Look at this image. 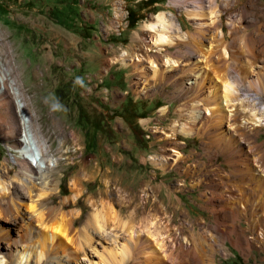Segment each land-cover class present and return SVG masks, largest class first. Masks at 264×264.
<instances>
[{"label": "rangeland", "instance_id": "obj_1", "mask_svg": "<svg viewBox=\"0 0 264 264\" xmlns=\"http://www.w3.org/2000/svg\"><path fill=\"white\" fill-rule=\"evenodd\" d=\"M205 4L206 21H216L202 33L198 19L175 0H0V59L21 92L32 124L47 140L50 155L44 161L51 168L57 165L55 170L46 169L45 163L39 167L28 154L39 187L25 197L19 211L36 232L0 213L2 264H15L24 245L31 264H115L121 254L127 255L123 264L159 263L160 254H164L162 264H264V216L259 215L264 211V187L254 185L264 182V175L256 170L264 169V123L255 126L248 120L253 109L264 117V0H217L215 5L207 0ZM160 12L172 23L166 31L155 18ZM162 33L167 38H160ZM187 36L207 49L210 61L201 62L204 82L181 92L178 82L166 73L156 78L154 68L167 59V50L185 58V46L170 45L169 40ZM196 58L200 56L191 59L193 67ZM188 67L180 60L178 80H188ZM239 77L244 80L242 89L233 100L236 104L225 107L223 118L212 108L214 113L206 112V126L190 134L174 132L188 120L184 106L199 100L202 108L206 103L214 107L225 94L222 79L235 82ZM6 83L0 93V182L7 186L3 197L11 199L24 188L17 173V160L24 157L19 151L22 141H16L27 125L20 115L23 107L8 96L15 94L8 87L10 79ZM230 127L244 140L239 139L241 147L238 142L234 146L231 137L230 142L217 140L220 134L227 136ZM190 166L200 171L183 176ZM216 172L226 184L211 185ZM106 174L111 188L120 189L126 198L130 191L139 190L162 208L154 210L149 202L132 221L125 219V226L116 223L115 210L126 216L130 208L121 207L113 194H100ZM247 174L253 179L244 193L252 192V206L258 209L228 221L232 224H227L228 236L223 240L214 226L223 227L224 220L218 222L212 210L216 206L207 198L218 190L227 192ZM32 201L55 206L59 213L47 214L41 223L27 208ZM101 203L110 214L105 231L89 219ZM171 203L177 209L167 208ZM52 230H64L62 239L45 242ZM209 233L215 234L216 243ZM202 244H207L206 258L199 255Z\"/></svg>", "mask_w": 264, "mask_h": 264}, {"label": "bare ground", "instance_id": "obj_2", "mask_svg": "<svg viewBox=\"0 0 264 264\" xmlns=\"http://www.w3.org/2000/svg\"><path fill=\"white\" fill-rule=\"evenodd\" d=\"M206 1L207 0H175V2H177L178 4H182L186 8L188 14L190 16H192V18L194 16V18H197L198 19V28H199V30L202 33L203 32H205V33L208 32L210 30L209 27H212L214 25L215 21H216V19L214 21H211V22L206 21V19H207L206 15H205V13H206L205 12V8H206V4L205 3H206ZM208 1L212 5H215L217 3V0H208ZM120 14H121V12H120ZM155 18L158 19V21L156 20L157 22H160L163 25V29L164 30L165 29H169L170 26L172 25L171 22H168V19H167V17H165V14L163 12H160L159 14H157V17H155ZM150 26L153 27L154 25L151 24ZM179 28L182 29V25H180ZM219 35L223 38L224 32H223L222 29H221V31H219ZM167 36H168V34L162 33L161 36H160V38L164 39V38H167ZM137 37L138 36H134L133 38L134 39H137ZM169 41H170V45H174L176 47L178 45H180V44H183L185 46V54L187 56L182 59V58L177 57V54H178L177 52L174 53L173 51L167 50L168 52L165 54V56L167 57V59L166 60L162 59V61L160 60V62L162 64H159V65H161V66L159 67L158 65H156L158 67L157 68H154V75H155V77L156 78H161V75L163 73L165 75V73H166V76L168 77V79L171 78V79H174V81L178 82L177 84H178V86L180 85L179 87L181 88V92H185V90L187 91L189 88L192 89L194 86H199V84H202L204 82L203 81L204 80V74H203V72L205 71V70L203 71L202 68H204L205 66H202L201 65V62H205L206 63L209 60L208 59L209 58V53H208L207 49L202 48V46H200V43L199 42H195V41L192 42V40L189 39V36H187L186 38H180V40H178V41L170 38ZM167 44H168V42H167ZM167 49H170V47L167 48ZM125 54H126V52H124L123 55H125ZM195 55L196 56L197 55L200 56V58H198V59L196 58V62H194L195 63V66L193 67L191 65V63L194 60L191 61V59L194 58ZM159 57H160V55L158 53H156L155 54V58H156L155 61H157V58H159ZM180 60L186 61V64H188V66H189L187 68L188 69V71H187V77L185 78V79H188V80H186L188 82H186L185 80H183V81L182 80H178V79H180L181 75L180 76L178 74L176 75V67H177V65H179ZM2 62L3 61H1V59H0V68L1 69H5V72L3 73V71H2V74H1V77H0V87H1L0 88V93L5 92L4 89L7 88V83H6V80L7 79H10V84H9L8 87H10L11 89L13 88L14 91H15V93H17L18 87L16 86V82L10 76H7L8 73L6 71V68L3 66V63ZM162 66H164L165 68L162 69L161 68ZM140 73H141V71H140ZM142 75H144V74H142ZM222 80H223V87L225 88L224 97H221L222 99L220 101H216L217 100L216 99L215 100L216 103L213 104L214 107H211V105H210L211 103H209V104L206 103V104H204L205 107L202 108V106H203V105L201 106L202 102L199 101V100H194L192 102V105L191 106H188V105L184 106V110L187 111L186 117H187L188 120L186 121V123H184V125L181 127V129H178V128L175 127L174 132L176 134L179 133V132H185L187 134H190L191 132L194 131L193 129H195V128L197 129L198 126H200V128L206 126L205 125V122L208 119L207 116L209 114L211 115L212 113L215 112L213 109H215V110L217 109L216 111L220 113L219 114L220 116H222V115H224V114H222V112L225 111V109H226L225 107L226 106L228 107L229 105L231 106V105H235L236 104L235 102L233 103V100H235L237 98V96L240 94V91H241L240 89H242V88L239 85H241V82H244V80H242V78H240V77L235 82L234 81H231V80L224 79V78ZM179 81H180V83H179ZM248 86H251V84L249 83ZM247 94H249V93H247ZM255 94H258V93H255ZM245 95H246V93H245ZM3 98H1V100H3ZM243 102H244V100H243ZM162 108H164V106ZM256 110L255 109L251 110V113L253 115V118L248 117V120L250 122V120L252 119L253 124L255 126H259L262 123H264V117H262L260 114H259L260 115L259 116ZM207 111L210 112V113H208V115L206 113ZM183 114H184V112H183ZM20 115L22 116L23 124L26 123V125H27V127H25V126L22 127L23 128L22 130H24L25 139L24 140L22 139V144H21L22 145V148L19 150L24 155V157H23V159L17 160V163L19 165V171L17 173H18L19 179H22V181H23V187L24 188L21 189L16 195H12L13 197L11 199H9V198L7 199V198H4L3 197V195H4L5 191H6L7 186L5 185V182L4 181H1L0 182L1 183V187H2L0 189V213H4V215L7 216L8 219L13 220L15 223H19V222L22 223L23 222V223L27 224V226L29 227V230L31 231V233H33V232H36V230H35V228L33 226L30 225L31 222L27 218V215H25V214L20 215V211H19V207H21L20 206L21 205L20 203L21 202H24L25 201V197H27L28 194H31L32 191L36 187H39L37 185V183H36V177H35V173H36L35 170L36 169H34L32 167L33 165L30 164V162L28 161L29 160V155L37 162V164L39 165V167L42 166L41 163H43V164L45 163V168L46 169H50L51 167L49 166V163L47 161H44V158L45 157H48L50 154L48 153V150H49L48 147H49V145L47 144V140H45L43 138V136L40 134V132L38 131V129L36 127H34V125L31 122L30 115L25 111L24 108L20 110ZM232 115L233 114L231 113V116ZM225 117L229 118L230 116L229 115H225ZM222 118H223V116H222ZM234 119H236V118H234ZM246 123L247 122H245V124ZM235 124H237V122ZM229 129L230 130H228L225 133L227 136H225L224 134H220L221 136H217V140L218 139L219 140H221V139L223 140L224 139V140H226V141L228 140L230 142V140L228 139V137H231L232 138L231 140L234 141V146L236 145V142H238L237 143L238 146L241 147L242 144H240V143L242 142L243 139H241V136H240V138H237V133H236L235 129H233V127L232 128L230 127ZM229 133H230V136H228ZM7 134L11 135L12 132L7 133ZM239 139H241L240 140L241 142H239ZM229 142H228V145H229ZM238 146H237V148H238ZM78 149H79V147H77V150ZM241 151H242V149H241ZM181 159H183V157ZM246 162H247V160H246ZM176 164L179 165L180 164V161L177 160ZM56 166L53 165V168H51V170H55V167ZM180 167H181V165H180ZM247 168L249 169L248 172H250L252 170L250 166L247 167ZM258 168H259V166L257 167L256 170L257 171H260V174L263 176L264 175V169L262 168V169H259L258 170ZM197 169H198V166H194V167L190 166V167L185 168L183 170L182 175L183 176L190 175V174H192L191 173L192 170L195 173H196V171H200L199 169L198 170ZM10 172H11V169H8L7 173H10ZM248 172H246V173H248ZM219 173L215 174V175H218V176H215L216 178H211L209 180L210 183H211V185L214 186L215 183L218 184V185H220L222 183H225L224 182V180H225L224 178H222V179L219 178L220 176L222 177L221 173H220V175H219ZM225 175L227 176V179L229 180L228 177H230L231 174L229 176L228 175V172H227ZM249 175L252 176V173L249 174ZM217 177L219 179H221V180L220 181H216ZM107 178H108V175L106 174V177L103 180V184L105 186V189H104V191H101L100 194L101 195H108V196H109V194H111V195L113 194L114 199L117 200L118 204L121 207H123L125 209H127V208L129 209L130 208V210L127 211L128 213H127L126 216L125 215L122 216L119 211L115 210L116 213L114 215V220L116 221V223H118V224L121 225L125 221V219L126 220L127 219H131V221H132V219H134L136 217L135 216L136 215V212L139 211L140 209H145V207L147 206V204L149 202H150V206L154 210L156 209V210L159 211V209L162 208V204H160L159 201H157L155 199L154 200H150V197L149 196H145V194H142L141 191H139V190H132V191H130L128 197L126 198L125 195L122 193V191L120 189L115 190V189H112L111 188L112 186L109 185V181L105 180ZM251 179H253V178L252 177L250 178L248 176V174L247 175H244V176L241 175L240 181L238 180L239 181V184H238V181L235 182L233 180L234 183H232V185H234L235 188H234V186H233V188L231 186H229L231 188H229L227 190V192L226 191H223V190H221V191L218 190V193L217 192L216 193H212L207 198V202H209L211 204H214V206H216L212 210H214V214L216 215V217H217L216 219L218 220V222H219V220H224V223L225 224L223 225V227L221 226V228H220V226H218V225H215L214 226V228L219 232L220 238L223 239V240L225 238H227V236H228V226H227V224L228 225L230 224V223H228V221H233L234 222L236 216H238L239 213L245 215V213H248L250 211L253 212V210L255 211V210L258 209V207H256L257 205L256 206L255 205L252 206V204H253L252 203V200H253L252 199V192H250L251 194L249 196H246L245 193H244L245 192V188H248V187H250V185H252L251 184V181H252ZM235 180H236V178H235ZM235 183H237V185ZM45 184H46V182H45ZM227 184H229V183H227ZM254 185H255V188L262 189L264 187V182L263 181L262 182H259V180H258ZM46 186L44 185L43 188L41 186V188L44 189ZM224 187H227V185L224 186ZM236 187L238 188V190H237L238 192L237 193H235V191H234L235 189H237ZM219 188L220 187L218 186V189ZM247 192H248V190H247ZM247 192H246V194H247ZM127 199L129 200V203L126 204L125 201H128ZM17 200H18V202H17ZM142 203H144V204L142 205ZM248 204H249L250 207L247 206ZM258 204L260 205V203H258ZM62 205L65 206L66 205L65 202H63ZM98 205L95 208V210L92 211V213H90L91 214V216H90L91 218H89V219L92 221L93 225H95L97 227V229H99L100 231L101 230L105 231V230H107L106 229V226H107L108 217H109L108 215H110V214H108V211H107V208H106L107 206H105V203H101V205H102L101 207H98ZM131 206H134V208H132ZM27 208L30 210V214H32L34 217H36L41 223H43L46 220V218L48 216L47 214L55 215V214H58L59 213V208H55V206H52V205L45 207V206H43V204L36 203V201H32V203L27 204ZM152 208H151V211H152ZM167 208H175V209H177V207L175 205H173L172 203L171 204H168ZM15 210H16V212H15ZM261 210H262V208H261ZM143 211H145V210H143ZM152 213H154V211ZM258 214H259V212H258ZM137 215H139V214H137ZM259 215L264 216V211L262 210V212ZM57 217H58V215H57ZM66 218L63 217V219H66ZM253 221L254 222L257 221V218H255ZM124 224L125 223H123V225ZM231 224H232V222H231ZM122 228H123V226H122ZM231 230H232V227H231ZM233 232H234V230H233ZM63 234H64V230L63 231L62 230H52L51 234H46L45 235L44 241L46 242L47 240H51L53 242L56 238L62 239V235ZM100 234H102V233H100ZM209 234H210V237H209L210 238V241L212 243L213 242L216 243V241L214 239V237H215L214 235L215 234H213V233H209ZM260 234H263V232H260ZM1 235L4 238H6V234L5 233H2ZM86 235H87L86 244L90 246L91 245L90 244L91 237L88 234H86ZM29 237L30 238H27V239H30L31 240V238L33 237V235L30 234ZM44 244L45 243L42 242V249H41V251L43 250V247H45ZM207 244L209 245V241L207 242ZM207 244H205V245H207ZM161 245H162V243H161ZM202 245H201V249H200V253L201 254H199V255H200V257L204 258L206 256V253H205L206 248H205V245H203V246ZM19 246H22V245H18V247ZM26 246L27 245H24L23 246L24 247L23 252H18V254L16 255V258H15L16 259V263L15 264H31V259H30V255L31 254L28 251V248ZM121 250L119 249L118 251H121ZM125 251L126 250H122L121 252H125ZM167 253H168V251H167ZM225 254H226V252H225ZM125 256H127V255L126 254H121L120 258L115 262V264H123L124 259L126 258ZM159 256L160 257L159 258L157 257V258L161 262L159 261V263H158V261H157L156 263H158V264L161 263L162 264V262L164 261L162 259L164 257V254H162V255L160 254ZM200 257H199V259H200ZM168 258L170 259V257H168ZM1 262H2V258H0V264H2ZM156 263H152V264H156ZM175 263H176V260H175Z\"/></svg>", "mask_w": 264, "mask_h": 264}, {"label": "built area", "instance_id": "obj_3", "mask_svg": "<svg viewBox=\"0 0 264 264\" xmlns=\"http://www.w3.org/2000/svg\"><path fill=\"white\" fill-rule=\"evenodd\" d=\"M11 94V93H10ZM8 94V96L10 97V96H13L14 97V101H15V104L18 106V104H19V106L20 107H25L26 108V106H25V102L23 101V99H22V95H21V92H19L18 90H17V93H15V94ZM12 99V98H11ZM14 104V103H13ZM24 105V106H23ZM15 106V105H14ZM19 107V108H20ZM20 120V119H19ZM20 123H21V125H22V121L20 120ZM25 127H27V126H25ZM23 129V128H22ZM22 136H18V138H17V141H16V143L18 142V140H20V141H22V137H24V139H25V134H24V130H22ZM23 139V140H24Z\"/></svg>", "mask_w": 264, "mask_h": 264}, {"label": "crops", "instance_id": "obj_4", "mask_svg": "<svg viewBox=\"0 0 264 264\" xmlns=\"http://www.w3.org/2000/svg\"><path fill=\"white\" fill-rule=\"evenodd\" d=\"M255 39H256V38H255ZM256 40H257V39H256ZM254 47H255V50H258V49H259V44H258V42L255 43Z\"/></svg>", "mask_w": 264, "mask_h": 264}]
</instances>
